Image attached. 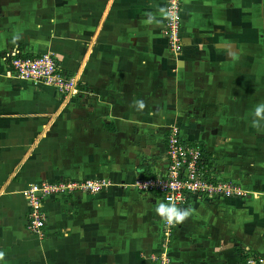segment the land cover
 Wrapping results in <instances>:
<instances>
[{
    "label": "crops",
    "instance_id": "crops-1",
    "mask_svg": "<svg viewBox=\"0 0 264 264\" xmlns=\"http://www.w3.org/2000/svg\"><path fill=\"white\" fill-rule=\"evenodd\" d=\"M163 21L164 0H0V71L9 52L50 53L78 90L0 76V264H156L163 201L130 184L164 172L165 126L184 112L183 140L249 194L178 206L192 214L171 263L264 259V0H181L175 55ZM87 178L109 185L46 197L44 236L25 229L28 184Z\"/></svg>",
    "mask_w": 264,
    "mask_h": 264
},
{
    "label": "built area",
    "instance_id": "built-area-1",
    "mask_svg": "<svg viewBox=\"0 0 264 264\" xmlns=\"http://www.w3.org/2000/svg\"><path fill=\"white\" fill-rule=\"evenodd\" d=\"M180 11L181 0H164V21L161 33L168 50L175 55L180 51ZM6 69L0 76L16 77L22 80L42 83L53 87L61 95L77 93V76L63 73L50 53L35 56L9 52L5 55ZM164 172L147 177H136L130 184L140 192H153L167 203L169 198L177 207L185 204L191 196L197 198L245 197L249 192L231 180H224L216 174L209 160L202 155L201 147L194 142H186L176 127H168L164 138ZM109 182L102 178L31 183L24 189L27 206L25 229L39 238L44 236L45 212L42 202L46 197L74 192L95 194ZM162 219L159 253L150 257L156 264H172L169 254L172 231ZM244 264H264V259L247 255Z\"/></svg>",
    "mask_w": 264,
    "mask_h": 264
},
{
    "label": "clouds",
    "instance_id": "clouds-1",
    "mask_svg": "<svg viewBox=\"0 0 264 264\" xmlns=\"http://www.w3.org/2000/svg\"><path fill=\"white\" fill-rule=\"evenodd\" d=\"M151 20L152 17H150L149 22H151ZM136 107L142 110L145 107L144 102L136 101ZM261 122H264V103H260L255 107L252 127L257 130H262ZM155 211L169 225L183 223L192 214L191 208H179L171 198H169L167 203L159 202ZM4 258L5 253L0 251V260Z\"/></svg>",
    "mask_w": 264,
    "mask_h": 264
},
{
    "label": "rangeland",
    "instance_id": "rangeland-1",
    "mask_svg": "<svg viewBox=\"0 0 264 264\" xmlns=\"http://www.w3.org/2000/svg\"><path fill=\"white\" fill-rule=\"evenodd\" d=\"M192 114V112L190 113V114H187L188 115V117H189V115H191ZM186 114H185V112L183 113V115L181 114L179 117H173V120H172V122L171 123H168L166 126H165V130H164V132L166 133V130H167V128L168 127H176L178 130H179V133L181 134V138H182V131L180 130L181 129V124H180V120L183 118V117H186L187 116ZM190 118H191V116H190ZM164 138H165V135H164ZM183 139V138H182ZM216 174L218 175V173H217V171H216ZM219 176V175H218ZM220 177V176H219ZM221 178V177H220ZM222 179H224V178H222ZM224 180H227V179H224Z\"/></svg>",
    "mask_w": 264,
    "mask_h": 264
},
{
    "label": "trees",
    "instance_id": "trees-1",
    "mask_svg": "<svg viewBox=\"0 0 264 264\" xmlns=\"http://www.w3.org/2000/svg\"><path fill=\"white\" fill-rule=\"evenodd\" d=\"M201 151H202V155H204V156H206V158H207V155H206V153L203 151V149L201 148ZM209 165H211L212 166V164L210 163ZM142 177H147L146 176V174H143V176ZM245 257L246 256H244V259H245Z\"/></svg>",
    "mask_w": 264,
    "mask_h": 264
}]
</instances>
